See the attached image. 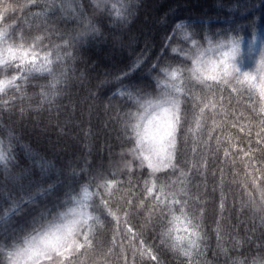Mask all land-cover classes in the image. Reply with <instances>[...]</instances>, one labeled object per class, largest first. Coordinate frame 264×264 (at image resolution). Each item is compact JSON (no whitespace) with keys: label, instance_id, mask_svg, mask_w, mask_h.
<instances>
[{"label":"clouds","instance_id":"clouds-1","mask_svg":"<svg viewBox=\"0 0 264 264\" xmlns=\"http://www.w3.org/2000/svg\"><path fill=\"white\" fill-rule=\"evenodd\" d=\"M149 3L0 0V264H264V41Z\"/></svg>","mask_w":264,"mask_h":264},{"label":"trees","instance_id":"trees-1","mask_svg":"<svg viewBox=\"0 0 264 264\" xmlns=\"http://www.w3.org/2000/svg\"><path fill=\"white\" fill-rule=\"evenodd\" d=\"M235 4L231 11L213 10L209 0H167L168 6H177L181 15L192 18H201L206 15L213 17L217 27H227L229 30L238 31L242 38V44L253 40V30L256 37L264 35V0H229ZM158 10L152 6L151 0L145 12L147 19H143L138 30L151 31L153 27V15ZM118 60L117 56H113Z\"/></svg>","mask_w":264,"mask_h":264},{"label":"rangeland","instance_id":"rangeland-1","mask_svg":"<svg viewBox=\"0 0 264 264\" xmlns=\"http://www.w3.org/2000/svg\"><path fill=\"white\" fill-rule=\"evenodd\" d=\"M257 40H260V41H264V35L261 36V37H256ZM254 40H251L249 42H245L242 44V47L244 48L245 52L247 53V51L252 48L254 46Z\"/></svg>","mask_w":264,"mask_h":264}]
</instances>
